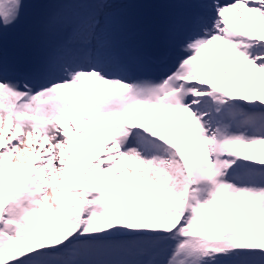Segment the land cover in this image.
<instances>
[{"label": "snow or ice", "instance_id": "snow-or-ice-1", "mask_svg": "<svg viewBox=\"0 0 264 264\" xmlns=\"http://www.w3.org/2000/svg\"><path fill=\"white\" fill-rule=\"evenodd\" d=\"M0 264H264V0H0Z\"/></svg>", "mask_w": 264, "mask_h": 264}, {"label": "rangeland", "instance_id": "rangeland-1", "mask_svg": "<svg viewBox=\"0 0 264 264\" xmlns=\"http://www.w3.org/2000/svg\"><path fill=\"white\" fill-rule=\"evenodd\" d=\"M29 23V20L27 21H22L21 22V26H27ZM122 256L121 253H104L101 254V256L99 257L100 259H111V260H116V259H120Z\"/></svg>", "mask_w": 264, "mask_h": 264}]
</instances>
